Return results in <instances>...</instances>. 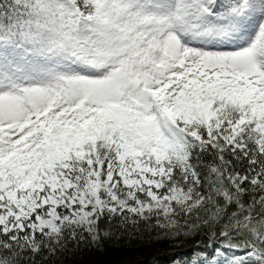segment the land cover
Segmentation results:
<instances>
[{
    "label": "snow or ice",
    "instance_id": "1",
    "mask_svg": "<svg viewBox=\"0 0 264 264\" xmlns=\"http://www.w3.org/2000/svg\"><path fill=\"white\" fill-rule=\"evenodd\" d=\"M157 236L264 264V0H0V264Z\"/></svg>",
    "mask_w": 264,
    "mask_h": 264
},
{
    "label": "trees",
    "instance_id": "2",
    "mask_svg": "<svg viewBox=\"0 0 264 264\" xmlns=\"http://www.w3.org/2000/svg\"><path fill=\"white\" fill-rule=\"evenodd\" d=\"M173 242L174 244H170L169 239H160L157 236L152 240H133L117 246L109 245L102 252H64L51 257L47 264H166L173 262L176 258L175 252L179 256L187 257L191 251L197 249V245H200V249L204 248L206 238L196 236L194 239Z\"/></svg>",
    "mask_w": 264,
    "mask_h": 264
},
{
    "label": "rangeland",
    "instance_id": "3",
    "mask_svg": "<svg viewBox=\"0 0 264 264\" xmlns=\"http://www.w3.org/2000/svg\"><path fill=\"white\" fill-rule=\"evenodd\" d=\"M169 240H170V239H169ZM173 241H174V240H170V244H172V243L174 244ZM198 246H200V245H198ZM202 249H203V248H202ZM196 250H197V249H196ZM196 250L191 251L190 254H189V256H187V257L179 256V255H177L178 252H175V254H176V258L173 260L172 263H166V264H190V261H191L193 255H194V252H195Z\"/></svg>",
    "mask_w": 264,
    "mask_h": 264
}]
</instances>
